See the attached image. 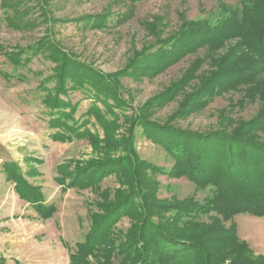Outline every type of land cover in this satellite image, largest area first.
Masks as SVG:
<instances>
[{
    "label": "rangeland",
    "instance_id": "1",
    "mask_svg": "<svg viewBox=\"0 0 264 264\" xmlns=\"http://www.w3.org/2000/svg\"><path fill=\"white\" fill-rule=\"evenodd\" d=\"M0 4L5 6H0V70L23 77L11 82L0 77V258L4 264H70V250L88 231V213L95 210V201L106 196L112 201L118 189L127 193L129 184L122 183V170L105 176L94 187L58 185L54 181L56 166L68 159L81 163L107 153L111 164L125 167L126 158L134 152L142 163L140 171L149 178L147 184L153 189V199L148 203L177 206L191 200L204 202L208 193L196 191L184 177L166 174L173 167V158L154 140L173 138L163 129L203 134L225 127H247L248 136L264 141V127L255 123L264 117V72L249 83L223 91L208 105L192 103L195 92L217 70L241 68L238 62L247 54L237 39L201 44L163 68L145 60L147 53L160 49L163 42L190 27L192 21L215 24L225 14L222 9L236 7V0H141L134 4L126 0H1ZM92 19L101 20L104 25L96 27ZM38 45L42 52L22 55L29 60L26 67L12 69L10 56L25 53L30 47L37 49ZM53 49L60 57L70 59L68 65L86 67L104 79L113 87L117 104L126 110V121H119L123 119L120 118L115 122L105 145L102 130L91 120L92 125L87 127L98 135L99 149L85 140L53 142L49 137V116L41 103L43 91L38 89L54 74L55 64L48 59ZM252 90L257 95L252 93L249 97ZM68 96L73 103L79 102L76 119L93 101L79 90ZM108 103L113 106L111 101ZM98 107L102 108L100 103ZM114 111L122 113L119 109ZM141 120L149 124V129L139 123ZM261 123L264 125V121ZM151 130L166 134L155 133L151 137ZM240 147L231 158L238 156L248 161L264 157L242 152ZM222 157L229 159L228 154ZM241 158L237 161L239 167ZM5 161H14L24 178L40 189L43 204L55 208L50 218L37 215L19 198L13 182L2 170ZM29 167L34 168L35 174L26 176ZM154 167L164 172L153 176ZM153 211L156 213L152 219L162 218L157 215L159 211ZM134 222L123 216L114 225L112 233L117 242H123L128 233L133 234ZM231 222L236 224V244L225 241L214 229L220 241L213 239L210 246L215 242L221 249L230 250L232 245L233 251L250 256L254 264L264 260V221L241 215ZM231 222H225L226 226ZM240 243L247 246L241 247ZM119 257H114L113 264H119ZM97 262L88 257L87 264Z\"/></svg>",
    "mask_w": 264,
    "mask_h": 264
},
{
    "label": "trees",
    "instance_id": "2",
    "mask_svg": "<svg viewBox=\"0 0 264 264\" xmlns=\"http://www.w3.org/2000/svg\"><path fill=\"white\" fill-rule=\"evenodd\" d=\"M126 1L134 4L141 0ZM236 1V7L222 9L225 14L215 24L208 20L192 21L190 27L165 42L163 40L160 49L145 56L150 65L163 68L177 58L195 51L201 44L216 43L225 38L237 39L247 54L238 62L241 68L217 70L195 92L193 104L208 105L223 91L249 83L257 74L264 72V0ZM92 21L96 27L104 25L101 20ZM42 51L39 45L37 49L30 47L25 53L10 56L8 62L14 70L26 67L29 60L21 58L22 55L35 56ZM48 59L55 64L52 69L54 74L42 82L38 90L43 91L40 97L49 116L47 125L52 131L50 139L53 142L85 140L92 148H96L100 139L96 132L87 127L92 125L93 119L104 134L105 145L115 122L120 118L123 119L119 121L125 122L127 117L125 108L117 104L119 99L115 97L113 87L86 67L68 65L70 59L60 57L55 49L48 55ZM0 77L6 82L23 79L19 74L2 70ZM48 83H52V86L47 87ZM76 90L84 97L93 99L91 106L77 119L75 114L79 102L73 103L68 96L69 92ZM253 91L248 92L249 97L252 93L257 95V91ZM110 101L113 106L109 105ZM98 103L102 108L98 107ZM114 109L122 113L117 114ZM262 121L264 117L256 119L255 123L264 127ZM139 123L149 129L145 121ZM245 128L229 130L225 127L219 132L203 134L163 129L173 138H153L173 158V167L166 174L174 178H186L196 191H207L204 202L191 200L177 206L148 203L150 198L153 199V189L147 184L149 178L140 171L142 163L137 160L134 152H130V157L126 158L125 167L121 164L117 166L116 162L111 164L107 153L81 163L71 158L57 165L54 181L66 188L75 185L97 186L105 176L119 170L125 175L122 183L129 184L127 193L126 190H116L112 201L108 196L95 201V210L88 213V231L82 241L70 250L69 263L87 264L88 257H92L98 260L97 264H113L114 257L118 255L119 264H254L250 256L232 249V245L238 241L236 224L231 222L235 216H249L264 221V141L248 136ZM155 133L158 136L166 134L151 130L148 135L153 137ZM239 147L242 152L257 153L263 157L262 160L252 158L243 161L240 157L242 167H239L237 161L240 158H231L234 150ZM222 154H228L229 159H224ZM2 170L6 178L13 182L19 198L37 215L44 219L52 216L55 208L43 204L40 189L24 178L14 161H5ZM157 172L164 171L154 167L153 176ZM31 174H35V170L29 167L26 176ZM152 206L163 219H152L156 213ZM123 216H129L135 221L132 227L134 232L131 235L128 233L123 242H117L112 228ZM229 221L230 225L226 226L225 222ZM214 229L224 236L225 241H230V250L221 249L222 246L215 242L210 246L213 239L220 241ZM240 246L247 245L240 243ZM100 253L105 256L100 258ZM4 263L5 260L0 258V264ZM256 264H264V260Z\"/></svg>",
    "mask_w": 264,
    "mask_h": 264
}]
</instances>
